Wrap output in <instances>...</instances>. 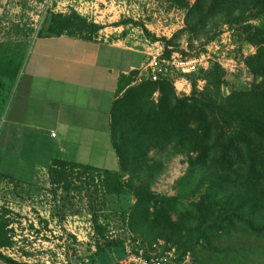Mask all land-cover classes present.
<instances>
[{
    "label": "trees",
    "instance_id": "obj_1",
    "mask_svg": "<svg viewBox=\"0 0 264 264\" xmlns=\"http://www.w3.org/2000/svg\"><path fill=\"white\" fill-rule=\"evenodd\" d=\"M165 1L185 12L186 26L178 35L187 31L197 34L214 17L231 16L239 9L247 11L246 17L231 18L228 24L259 22L243 27V39L238 36L255 48V53L242 63L254 82L259 81L250 89L231 91L218 102L199 96L196 81H191L188 96H179L166 77L138 82L137 71L121 76V94L113 101L109 114V140L118 170H102L103 183L110 192L129 193L135 199L123 219L128 232L142 243L163 240L178 254L189 253L190 264H264V0ZM99 30V26L88 24L76 14L48 13L36 37L78 33L90 38ZM150 39L162 43V58L174 53L172 39ZM12 61L9 57L2 65L1 74H9L8 62ZM215 71L223 72L212 65L195 74H206L218 85L220 78ZM212 131L218 137L209 143ZM170 149L184 154L189 167L204 165L216 155L214 168L218 172H213L203 195L188 207H180L175 197L158 195L152 189L164 167L159 156ZM53 166L47 171L57 185L67 182L68 171L91 168L73 167L63 161H55ZM93 224L96 233L102 234L96 217ZM5 227L0 219V248L10 246ZM114 246L107 243L104 248L111 250ZM104 250L97 247L96 254ZM0 257L9 264H21ZM101 260L104 262L103 257Z\"/></svg>",
    "mask_w": 264,
    "mask_h": 264
},
{
    "label": "rangeland",
    "instance_id": "obj_2",
    "mask_svg": "<svg viewBox=\"0 0 264 264\" xmlns=\"http://www.w3.org/2000/svg\"><path fill=\"white\" fill-rule=\"evenodd\" d=\"M48 13L76 14L88 24L100 27L90 38L126 42L125 45L134 49L146 47L152 55L163 53V45L151 42L150 38L172 39L173 52L189 56L204 53L214 39L227 35L240 61L235 72L215 71L220 78L218 85L206 74L189 75L185 79L189 84L196 81L199 96L218 102L231 91L250 89L259 81L254 82L242 66L243 54L251 55L253 47L239 38H244L243 27L259 22L229 25L231 18L247 16V11L239 9L231 16L210 19L197 34L187 31L178 35L186 26L185 12L165 0H0V219L10 239V246L0 251L22 264H98L96 249L100 247L105 249L98 258H104L103 264H118L128 232L123 217L135 199L129 193L110 192L103 183V169L98 168L73 169L67 173V182L53 184L48 167L36 163L39 155L30 147V140L13 139L12 126L7 124L18 67ZM9 57L13 59L8 62L9 74H1L2 65ZM217 137L218 133L212 131L209 143H214ZM215 157L213 154L206 164L189 167L184 154L170 149L159 156L164 167L153 184L154 193L175 197L180 207L196 203L213 172H218L214 168ZM94 217L102 234L95 231ZM176 217L177 213L173 214ZM107 243L116 246L109 250L104 248Z\"/></svg>",
    "mask_w": 264,
    "mask_h": 264
},
{
    "label": "crops",
    "instance_id": "obj_3",
    "mask_svg": "<svg viewBox=\"0 0 264 264\" xmlns=\"http://www.w3.org/2000/svg\"><path fill=\"white\" fill-rule=\"evenodd\" d=\"M125 44L70 35L35 37L30 43L14 80L7 124L13 139L30 140L39 167L63 161L73 167L118 170L109 140L111 105L121 94L120 77L132 71L144 75L151 55L146 47ZM175 88L177 95H185L181 89L185 96L190 91L185 80ZM0 264L9 263L0 257Z\"/></svg>",
    "mask_w": 264,
    "mask_h": 264
},
{
    "label": "built area",
    "instance_id": "obj_4",
    "mask_svg": "<svg viewBox=\"0 0 264 264\" xmlns=\"http://www.w3.org/2000/svg\"><path fill=\"white\" fill-rule=\"evenodd\" d=\"M61 13V12H60ZM228 33V32H226ZM234 45V44H233ZM228 39L227 35H221L214 39L206 48L204 53L197 55H180L172 53L169 58H162V53L149 55L145 65V74L138 76V82L143 78L157 81L161 77L168 78L175 88V85L184 76L207 71L212 65L219 66L225 73H233L237 65H240L238 56L235 54V47ZM252 47V46H251ZM254 48V47H253ZM250 54H254V49ZM252 52V53H251ZM244 58L247 55H244ZM242 66L243 63H242ZM186 81V80H185ZM186 84H190L186 81ZM176 89V88H175ZM185 94L182 89L179 91ZM53 137V135H51ZM77 240L79 237L71 232ZM121 251L123 257L117 261L118 264H190L189 253L180 255L175 248L166 244L163 240H157L148 245L142 243L127 232L126 240L123 242Z\"/></svg>",
    "mask_w": 264,
    "mask_h": 264
}]
</instances>
